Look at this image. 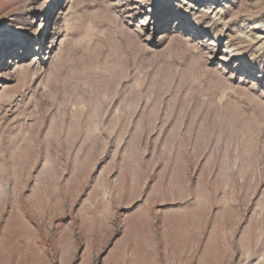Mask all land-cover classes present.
Listing matches in <instances>:
<instances>
[{
  "label": "rangeland",
  "instance_id": "1",
  "mask_svg": "<svg viewBox=\"0 0 264 264\" xmlns=\"http://www.w3.org/2000/svg\"><path fill=\"white\" fill-rule=\"evenodd\" d=\"M0 264H264V0H0Z\"/></svg>",
  "mask_w": 264,
  "mask_h": 264
}]
</instances>
